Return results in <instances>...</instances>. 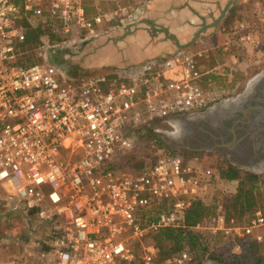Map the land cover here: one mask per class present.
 <instances>
[{
	"label": "built area",
	"instance_id": "obj_1",
	"mask_svg": "<svg viewBox=\"0 0 264 264\" xmlns=\"http://www.w3.org/2000/svg\"><path fill=\"white\" fill-rule=\"evenodd\" d=\"M150 3L0 0V187L42 227L21 237L18 256L0 264H198L188 249L159 261L152 235L180 224L190 197L209 188L211 169L156 138L140 151L139 138L157 131L154 121L206 110L218 96L212 81L262 43L239 20L220 44L200 39L98 75L71 74L70 55L111 27L136 23ZM38 20L49 32L40 58L23 64L21 44ZM47 51H64L65 61ZM134 150L142 168H109ZM219 221L211 228L230 242L232 260L247 251L248 239H264V212ZM4 247L0 240V252Z\"/></svg>",
	"mask_w": 264,
	"mask_h": 264
},
{
	"label": "crops",
	"instance_id": "obj_2",
	"mask_svg": "<svg viewBox=\"0 0 264 264\" xmlns=\"http://www.w3.org/2000/svg\"><path fill=\"white\" fill-rule=\"evenodd\" d=\"M233 19L246 21L253 26L256 38L263 40L264 0H151L136 23L111 27L100 33L87 41L79 52L70 55L68 61L72 69L91 71L89 73L98 71L100 74L107 72L111 66L137 63L175 48L195 46L200 39L205 40L208 46L222 43L231 33ZM215 52L212 58L219 56V50ZM6 200L10 210L23 211ZM24 214L27 219V214ZM26 225L28 236L35 228L31 222L30 225L26 222ZM214 250L223 253L219 249ZM7 256L11 255L1 254L0 258L5 260ZM215 257L203 264H233L227 258ZM243 263L251 264L246 260Z\"/></svg>",
	"mask_w": 264,
	"mask_h": 264
},
{
	"label": "trees",
	"instance_id": "obj_3",
	"mask_svg": "<svg viewBox=\"0 0 264 264\" xmlns=\"http://www.w3.org/2000/svg\"><path fill=\"white\" fill-rule=\"evenodd\" d=\"M48 32L49 26H47L45 22L43 23L38 20L29 23L26 40L21 44L22 50H20V54L18 55V61L23 64L33 62V49L36 45L40 44L41 37ZM52 38L53 36L50 35V39ZM247 54L248 53H246L241 59ZM60 59L64 60V54ZM216 60V58H212L210 65H214ZM234 70L236 69H229L227 67L224 73L220 74L218 78L223 75L227 76L228 73H232ZM213 84L209 85V89L218 95L217 88H214ZM150 134L156 137L157 141L163 145L162 139L157 136L156 132L152 131ZM163 148L171 153H178L165 145ZM144 164L145 162L140 155V151L134 150L125 153L118 160L110 163L109 168L114 171H121L125 168L138 170L142 168ZM220 178L235 183L231 195L225 194L220 196L219 193L216 194ZM208 180L210 186L206 191H202L199 194L190 197V203L186 207L183 218L178 226L166 227L152 235L153 242L158 248L159 261H163L183 249H188L193 252L197 263L203 264L204 260L202 255L195 252V249L200 242H204L205 240L201 231L197 227L198 224L205 220H215L217 217L223 218L224 225L229 224L230 220L244 222L255 212H264V209H262L264 206V178L260 179L257 174L250 172H244V174H241L237 167L230 163H226L224 167L219 168L217 171L211 169V174L208 177ZM216 201V207L213 203H210ZM247 212H250V214L247 218L242 220V216ZM224 239L230 244L226 238ZM263 244L264 239L259 243L252 242L242 257L233 260L231 259L233 264H244L243 262L245 260L246 262L251 261V264L264 262L263 257L258 253L259 248Z\"/></svg>",
	"mask_w": 264,
	"mask_h": 264
},
{
	"label": "rangeland",
	"instance_id": "obj_4",
	"mask_svg": "<svg viewBox=\"0 0 264 264\" xmlns=\"http://www.w3.org/2000/svg\"><path fill=\"white\" fill-rule=\"evenodd\" d=\"M102 4V3H100ZM232 22L236 23L237 19H233ZM262 39L260 40L262 44V49L255 50L253 52H249L243 59L240 58L239 65L235 67L236 70H234L232 73H228L227 76H221L220 78H215L213 83V87L217 88L218 92V101L222 100H231L235 99L243 93L246 89H248L251 79L256 77L258 74L261 73L263 66H264V33H262ZM220 44V42H217ZM64 51H59L56 54L47 51V56L52 57V60L58 61L61 60L60 58L63 56ZM216 54L218 51L215 52ZM33 58L34 60L39 59V45H36L33 49ZM100 58L102 55H97ZM218 57V55H217ZM65 61V60H62ZM212 61V59H211ZM210 62V61H209ZM69 64V61L67 62ZM210 64V63H209ZM70 65V64H69ZM113 66H111L112 68ZM70 72L72 75L79 76V77H85V76H93L94 74H98L99 72H93L89 73L91 71H84V69H77V68H70ZM216 100V101H217ZM152 126L157 129V131H172L174 130V125L162 121H154L152 123ZM156 131V134L158 135ZM154 137L151 134H147L146 136H142L139 138V150L142 151L144 149V145H146L149 140H152ZM162 139V137H160ZM163 145L160 144L157 141V144L164 147L167 146L168 148L172 149L163 139ZM145 150V149H144ZM174 150V149H172ZM187 158L194 157L200 161V163L203 166H208L209 168L213 169L214 171H217L219 168L224 167L226 163H230L227 160H224L220 155L212 152H196L191 155H185ZM233 165L232 163H230ZM235 166V165H233ZM236 167V166H235ZM239 172L241 174H244L245 169L237 167ZM257 175L260 179L264 178V169L257 172ZM259 183V182H258ZM260 184V183H259ZM235 183H231L230 181H227L225 179L220 178L218 181V188L216 190V194L219 193L220 196L222 195H231L233 193V187ZM261 185V184H260ZM213 203L216 207V202H210ZM264 209V206L262 207ZM250 214V212H247L242 216V220L247 218V216ZM27 219L32 223L33 227L36 229V234L42 232V227L38 225L37 220L32 215L27 214ZM27 219L24 218V215L20 212L19 209L10 210V204L6 200V194L2 187H0V240L7 241V247H4L5 251H1V254H8L11 255L13 258L14 256H17L20 252V245L17 244L19 239L21 237H25L27 232ZM219 221V217H217L215 220H205L201 222V227L198 228L203 238H205L204 242L201 241L198 247L195 249V252L199 255H202L203 260L206 262L207 260L215 259V255L217 257H221V259H229L230 258V244L224 239L222 236L221 231L217 228L215 230L214 228H211L212 226H217ZM202 238V239H203ZM252 243L251 239L247 240L248 247ZM219 249L220 251L214 250ZM224 250V251H223ZM259 255H261L264 259V244L261 245L258 251ZM232 261V260H231ZM248 263H251V261H247Z\"/></svg>",
	"mask_w": 264,
	"mask_h": 264
},
{
	"label": "water",
	"instance_id": "obj_5",
	"mask_svg": "<svg viewBox=\"0 0 264 264\" xmlns=\"http://www.w3.org/2000/svg\"><path fill=\"white\" fill-rule=\"evenodd\" d=\"M225 10L222 11V15ZM264 75V72L258 74L256 77L251 79V83L243 93L238 95L235 99L231 100H222L219 101L216 104H213L210 106L209 109H206L202 112H199L197 114H179L172 116L167 119V122L174 125V130L172 131H157L158 135L162 137V139L172 148L179 152H186L188 150H193L194 152H202V151H213L217 152L222 155V157L228 159L230 163L233 165L238 166L239 168H245L250 171H256L259 167L253 168L251 166V162H244L242 163V160L239 158L246 154L243 152L242 147L239 145V142L243 141L246 137H250L252 134L256 136V139H260L261 132H262V126L259 124L257 125V128H254L252 131L247 132L245 130L244 124L247 120V116L253 112H259L261 109H263V106L259 103V93L261 90L255 92L256 97V103L255 105L250 106L249 108L241 109L240 111L244 112V115L241 116L235 123L240 124L242 127V130L244 131V134L242 135L243 131L236 133V127H225L223 126V120L226 119V116H230L234 110H237V105L244 101L249 94L252 93L255 85H262L261 78ZM251 92V93H250ZM231 105V106H230ZM242 105V104H241ZM229 107L230 112L223 115L218 122L215 125H211L207 122H201L197 126V128L193 131V136L187 137L186 142L181 143L178 141V136L182 132L180 128H178V121L179 120H189L193 117H198L200 115H208L209 113L215 111L217 108H224ZM232 136V139H228V136ZM261 146L256 145V147H252L250 150V155L258 156L260 153ZM262 152V151H261ZM260 166V165H258ZM264 167V166H263ZM264 169V168H262ZM259 171V170H257ZM20 210V209H19ZM23 215L24 212H21ZM26 216V215H25ZM27 224L30 225L29 219H27Z\"/></svg>",
	"mask_w": 264,
	"mask_h": 264
},
{
	"label": "flooded vegetation",
	"instance_id": "obj_6",
	"mask_svg": "<svg viewBox=\"0 0 264 264\" xmlns=\"http://www.w3.org/2000/svg\"><path fill=\"white\" fill-rule=\"evenodd\" d=\"M262 72H264V66H263V69H262V71H261V73ZM259 90H261L260 91V93H259V99H260V101H259V103L263 106V109H261L259 112H253V113H251V114H249L248 116H247V120H246V122H245V124H244V126L243 127H245V130H248V129H250V128H252V129H254V128H257V125L259 124L260 126H263L264 127V90H263V85H255V87H254V89H253V91H252V93L251 94H249V96H247L246 97V99L244 100V101H242V102H240L238 105H237V110H234L233 112H232V114L230 115V116H226V119H224L223 120V126H225V127H231V126H235L237 129L235 130L236 131V133H238V132H242L243 130H242V127H241V125L240 124H236L235 122L241 117V116H243L244 115V112H241L240 110L241 109H245V108H249L250 106H252V105H255L256 103H258V102H256V97H251V96H255V92L256 91H259ZM219 101L217 100V101H215V102H213L211 105H213V104H216V103H218ZM242 104V105H241ZM210 105V106H211ZM210 106L207 108V109H209L210 108ZM240 107H241V109H240ZM199 113V112H198ZM195 114H197V113H195ZM225 115V114H224ZM260 115H262V118L260 117V119L258 120V121H255V122H252L251 123V121L253 120V118L255 117V116H260ZM252 124V125H251ZM264 129V128H263ZM244 134V131H243V133H242V135ZM228 139L230 140V139H232V136L230 135V136H228ZM260 141L261 142H264V132H263V134H261V137H260ZM259 146H261V145H259ZM263 147V148H262ZM261 151H260V153H259V155L258 156H255V155H245V156H241L239 159L240 160H242V163H244V162H251L250 164H251V166L253 167V168H256V167H259L258 169H256V171H250V170H248V169H245V168H243V169H245V171L246 172H250V173H253V174H257V172H259V171H261L262 170V168H264L263 166H264V145L263 146H261L260 148H259ZM175 150V149H174ZM175 151H177V150H175ZM177 152H179V151H177ZM202 152H209V151H202ZM212 153H216V154H218V155H220L221 157H222V155L221 154H219V153H217V152H213V151H211ZM179 153H182V154H184V155H191V154H194V153H196V152H194L193 150H188V151H186V152H179ZM224 160H227V161H229L228 159H226V158H224V157H222ZM230 162V161H229ZM254 162V165L252 164ZM258 165H260V166H258ZM236 166V165H235ZM236 167H238V166H236ZM257 170H259V171H257Z\"/></svg>",
	"mask_w": 264,
	"mask_h": 264
},
{
	"label": "bare ground",
	"instance_id": "obj_7",
	"mask_svg": "<svg viewBox=\"0 0 264 264\" xmlns=\"http://www.w3.org/2000/svg\"><path fill=\"white\" fill-rule=\"evenodd\" d=\"M261 83L263 85V90H264V75L261 78ZM231 106V105H230ZM229 107H224V108H217L215 111L209 113L208 115H200L198 117H193L189 120H179L178 121V128L181 129L180 132H182L181 134H179L178 136V141H180L181 143L186 142V138L187 137H191L193 136V131L197 128V126L199 125V123L201 122H207L211 125H215L218 120L224 115L229 113ZM260 117L262 118V115L260 116H255L253 118L252 122L258 121L260 119ZM252 125V124H251ZM264 127L262 126V129ZM250 130L252 131L253 129L250 128L247 130V132H250ZM264 129L262 130L261 134H263ZM239 145L242 147L243 152L246 155L250 154V150L251 148L254 146L256 147V145H264V142H261L260 139H256V136L254 134H252L250 137H246L243 141L239 142ZM263 148V147H262ZM254 165V162L252 163Z\"/></svg>",
	"mask_w": 264,
	"mask_h": 264
}]
</instances>
